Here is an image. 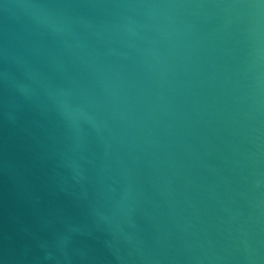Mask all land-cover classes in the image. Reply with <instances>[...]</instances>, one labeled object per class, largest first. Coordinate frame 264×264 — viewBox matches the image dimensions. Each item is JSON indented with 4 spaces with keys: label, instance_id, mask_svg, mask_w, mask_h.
<instances>
[{
    "label": "water",
    "instance_id": "water-1",
    "mask_svg": "<svg viewBox=\"0 0 264 264\" xmlns=\"http://www.w3.org/2000/svg\"><path fill=\"white\" fill-rule=\"evenodd\" d=\"M0 264H264V0H0Z\"/></svg>",
    "mask_w": 264,
    "mask_h": 264
}]
</instances>
